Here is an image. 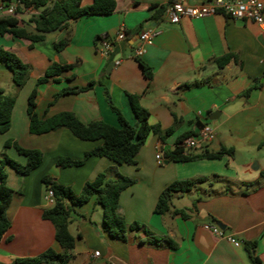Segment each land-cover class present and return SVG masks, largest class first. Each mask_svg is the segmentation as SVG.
<instances>
[{
    "label": "crops",
    "instance_id": "0c3cea01",
    "mask_svg": "<svg viewBox=\"0 0 264 264\" xmlns=\"http://www.w3.org/2000/svg\"><path fill=\"white\" fill-rule=\"evenodd\" d=\"M173 1L116 0L114 13L72 20L40 43L10 34L0 36V46L31 67L30 78L16 97L11 127L0 135V159L9 140L44 153L42 164L27 176L9 165L5 167L14 194L8 210L11 227L0 242L1 264L36 257L48 249L62 251L54 225L42 217L53 207L44 176L71 187L79 196L101 173L108 180L133 178L135 184L121 193L118 213L127 224L138 223L159 238H171L177 247L151 243L143 231L129 232L127 241L111 237L103 229V208L92 197L71 214L69 230L75 237V248L70 264H252L246 242H256V254L264 264V146H260L264 142V25L232 21L223 14L202 19L184 17L172 24L166 10ZM208 1L186 0L190 5ZM92 4L93 0L82 2L84 7ZM153 6H166V10L157 18ZM34 13L27 9L16 17L27 22ZM148 28L160 34L137 58L134 49L139 34ZM120 31L126 39L114 44L107 55L101 54L102 41L97 37L111 39ZM65 39L69 43L58 51L55 45ZM227 55H232L231 60L220 67L218 61ZM52 63L72 65V69L38 86L39 117L46 110V117L73 112L84 124L102 120L119 127L118 115L111 108L114 105L131 125H137L128 99L132 94L141 96L142 106L150 113L149 123L159 125L163 132L171 129V135L164 142L158 135L149 136L135 165L90 157L80 167H59L58 158L83 159L103 141L80 140L66 128L31 134L28 99ZM141 63L151 68V80ZM92 81L96 82L93 88L62 95L48 107L64 88L84 87ZM10 82L11 71L0 64V89L5 94L16 91L15 87L9 91ZM201 122L211 125L215 136L193 149L195 152H217L225 147L233 148L234 154L195 162L167 159L165 151L173 150L181 136L196 135ZM6 154L22 164L27 161L13 147ZM159 154L162 164L157 160ZM213 175L226 182L204 183L190 192L172 193L174 208L185 210L188 219L155 213L161 193L173 182ZM252 182L257 185H243ZM206 226L222 227L224 236L215 235Z\"/></svg>",
    "mask_w": 264,
    "mask_h": 264
},
{
    "label": "trees",
    "instance_id": "16d2710c",
    "mask_svg": "<svg viewBox=\"0 0 264 264\" xmlns=\"http://www.w3.org/2000/svg\"><path fill=\"white\" fill-rule=\"evenodd\" d=\"M1 1V0H0ZM4 2H15L18 4L16 14L24 10H35L30 19L25 22L16 16L0 17V36L6 34L14 37L26 39L34 43L44 42L49 33L68 27L69 22L85 15H109L116 11V0H93L91 6L84 7L83 0H2ZM157 9L158 18L165 10L166 6H153ZM31 26V29L29 28ZM97 41H104L101 36ZM68 39L62 40L55 45L58 51H62ZM232 58V55L224 56L218 61L220 67L225 66ZM0 64L5 65L12 73V79L16 91L14 94H5L0 89V135L5 134L11 127V116L16 103L18 92L26 85L30 78L31 67L21 60L12 51L0 46ZM146 77L151 80L153 73L150 67L141 63ZM72 65H60L52 63L47 69L45 76L37 80L36 87L28 99V116L30 119V132L34 135H42L60 128H66L78 139L83 141H99L103 143L85 153L83 159L76 160L70 157H60L57 165L62 168L80 167L90 157H100L109 159L117 164L135 165L136 157L141 148L151 135H158L162 142L172 133V130L163 132L159 125L149 123L150 113L141 104V96L128 94L131 109L138 119L137 125H131L123 116L121 111L111 105L113 111L118 115L119 127L109 125L102 120H95L84 124L73 112H61L51 117H46L47 110L43 117L37 114L36 97L38 86L47 83L51 78L55 79L64 72L70 71ZM100 82V81H99ZM96 82H90L84 87H67L54 96V100L48 104L50 107L60 96L66 94H77L93 88ZM190 137L189 134L181 136L173 150L165 151V157L173 162H195L199 160H219L224 156H232L233 148L222 147L217 152L207 149L195 152L193 149H185L180 144ZM264 146V142L260 145ZM13 147L16 151L26 157L27 161L22 164L6 154V150ZM44 160V153L37 149H27L22 147L17 141L9 140L4 145L3 158L0 159V242L5 233L11 227L8 217V210L11 205L14 191L7 182V165L15 169L19 174L27 176L37 169ZM264 178V170L261 171ZM43 183L47 191H53V207L43 212L44 220L50 221L55 227V238L60 244L62 251L57 252L48 249L36 257L16 259L13 264H70L72 260L71 252L75 248V237L69 230L71 214L75 207L87 203L95 197L96 203L103 208V229L111 237L123 241L128 240L129 232L143 231L150 237L151 243L161 244L170 248H176L177 244L168 237L159 238L146 227L138 223L127 224L125 219L118 213L121 193L135 184V180L130 177H121L116 180H108L105 174H99L93 182H88L81 194L77 196L71 187L59 183L51 176H44ZM216 181L226 182L219 175L200 176L196 178L178 180L166 187L161 193L155 208V213L164 215L172 213L188 219L189 215L185 210L175 209L172 202V193L190 192L201 184H213ZM243 185L253 187L257 182L244 183ZM246 250L252 264H262L261 259L256 254V242H246ZM1 264V263H0Z\"/></svg>",
    "mask_w": 264,
    "mask_h": 264
},
{
    "label": "built area",
    "instance_id": "2783aa9c",
    "mask_svg": "<svg viewBox=\"0 0 264 264\" xmlns=\"http://www.w3.org/2000/svg\"><path fill=\"white\" fill-rule=\"evenodd\" d=\"M18 4L15 2L0 1V17L16 16ZM264 3L261 0H209L206 3L190 5L186 0H174L171 2L166 10V17L172 24H178L182 18L202 19L207 16H214L217 14L225 15L232 21H253L259 25H264ZM160 31L155 28L144 29L138 38V44L134 49V56L142 57L147 51L148 43ZM126 39V34L120 31L114 38L102 41L101 54L107 55L112 49L113 45ZM214 128L211 125H204V127L193 136L186 138L180 146L185 149H195L201 143L210 142L214 139ZM159 164L163 163L161 154L157 155ZM53 191H47V198L53 201ZM212 233L223 237L224 232L217 226H206ZM230 242L236 246L240 243L234 239L229 238ZM96 255H99L96 252Z\"/></svg>",
    "mask_w": 264,
    "mask_h": 264
},
{
    "label": "rangeland",
    "instance_id": "374dc122",
    "mask_svg": "<svg viewBox=\"0 0 264 264\" xmlns=\"http://www.w3.org/2000/svg\"><path fill=\"white\" fill-rule=\"evenodd\" d=\"M10 86H9V88L8 89H10L9 91H11L15 86H14V83H12V82H10V84H9Z\"/></svg>",
    "mask_w": 264,
    "mask_h": 264
},
{
    "label": "water",
    "instance_id": "95a60500",
    "mask_svg": "<svg viewBox=\"0 0 264 264\" xmlns=\"http://www.w3.org/2000/svg\"><path fill=\"white\" fill-rule=\"evenodd\" d=\"M200 125H201V126L199 127V129L201 130V129L204 127V124L201 122ZM166 163H167V162H166ZM220 229L223 230L222 227H220Z\"/></svg>",
    "mask_w": 264,
    "mask_h": 264
}]
</instances>
